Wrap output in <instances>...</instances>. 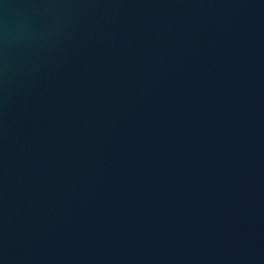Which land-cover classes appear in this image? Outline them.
<instances>
[{"label": "water", "instance_id": "95a60500", "mask_svg": "<svg viewBox=\"0 0 264 264\" xmlns=\"http://www.w3.org/2000/svg\"><path fill=\"white\" fill-rule=\"evenodd\" d=\"M0 264H264V0H0Z\"/></svg>", "mask_w": 264, "mask_h": 264}]
</instances>
